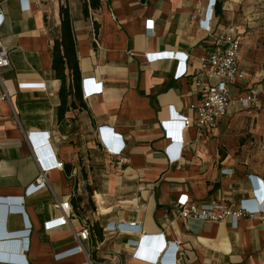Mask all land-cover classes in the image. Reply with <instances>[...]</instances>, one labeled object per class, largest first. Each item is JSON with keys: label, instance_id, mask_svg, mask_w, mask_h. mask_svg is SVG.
I'll return each mask as SVG.
<instances>
[{"label": "crops", "instance_id": "0c3cea01", "mask_svg": "<svg viewBox=\"0 0 264 264\" xmlns=\"http://www.w3.org/2000/svg\"><path fill=\"white\" fill-rule=\"evenodd\" d=\"M86 1L0 0V38L11 61L0 68V253L20 256L26 251L29 264H153L134 253L142 236L163 233L181 246L182 264H264V214L242 218L235 227L229 220H185L175 210L182 193L198 202L238 203L253 195L250 175L264 179V117L258 118L259 146L238 154L229 145L226 129L238 123L237 111L248 109L239 102L217 129L199 135L191 126L180 133L177 124L182 144L174 143L163 125L172 119L173 108L192 116L189 105L199 103L202 95L193 90V66L188 75L175 79L177 61L149 62L145 54L211 52L213 38L202 21L212 0H100L99 7L89 5L87 11ZM246 3L217 0L215 27L235 24L245 40L246 30L236 21L237 9ZM62 4L72 16L82 80L94 77L103 89L87 99L82 92L84 105L76 100L59 118L61 80L53 74L52 47L61 33ZM253 8L241 16L249 25L260 14ZM93 25L100 48L93 41ZM242 52L240 63L248 79ZM21 82H45L46 89L20 88ZM240 90L235 93L247 94ZM101 126L122 136L123 163L103 146ZM32 133L47 137L34 141ZM50 152L64 165L48 172L49 187L11 202L35 182ZM67 200L69 224L46 230L45 222L62 215L57 202ZM130 221L140 223L141 231L105 229ZM29 227L26 238L10 235ZM84 227L90 231L84 242L87 253H64L79 244L75 232ZM57 253H63L62 259Z\"/></svg>", "mask_w": 264, "mask_h": 264}, {"label": "built area", "instance_id": "2783aa9c", "mask_svg": "<svg viewBox=\"0 0 264 264\" xmlns=\"http://www.w3.org/2000/svg\"><path fill=\"white\" fill-rule=\"evenodd\" d=\"M217 0H212L210 7L208 6L206 17L203 19L204 29L209 32L213 38L214 48L211 52L204 55L191 56L188 53L176 50H162L156 52H147L145 54L149 62L159 60H174L177 61V68L175 72V79H180L188 75V69L193 66L192 85L193 90L201 93L202 98L199 103H191L189 109L192 111V116H185L179 114L172 109V119L163 121L164 127L167 129L168 135L172 137L174 143H183L181 138V131L183 128L195 126L198 134H202L204 130H214L220 125V122L231 113L233 103L239 102L243 107H248L252 102L256 101V94L254 90H250L247 94L235 93L236 89L244 87V82L247 79V74L241 67L240 55L244 45V35L239 31L235 24H230L224 28H217L213 21L218 17L216 12ZM30 5L28 3L27 8ZM4 22V15L0 13V26ZM152 20H149V27L153 30ZM152 24V25H151ZM93 41L97 47H101V41L95 31L93 25ZM0 68L9 66L11 61L9 58V51L3 47L2 39L0 38ZM193 62V63H192ZM194 62L197 64L194 65ZM0 82L2 79L0 77ZM20 88H43L46 89L45 82H21ZM103 82L97 81L96 78H85L82 81L83 98L99 94L102 92ZM2 98H5L3 95ZM180 124L178 132L174 127ZM32 139L37 141L45 140L47 135L45 133H32ZM99 137L103 146L111 156H117L118 162L123 163L125 157L123 153L126 145L120 134L115 133L113 128L99 127ZM181 140V141H180ZM180 141V142H179ZM170 160H175L171 156ZM62 161H57L53 158L50 152L48 159L42 160V167L39 176L35 182L27 186L25 194L21 198L11 199V202H21L27 197L49 187L48 172L54 167H63ZM227 169H223L226 172ZM252 185V196L242 198L238 203H233L225 200H209L198 202L191 198L188 193H182L175 202V210L181 218L185 220H197L210 223H221L231 221L232 225L237 227L239 221L245 217H255L264 214V179L256 175L249 176ZM57 208H60L62 215L53 217L45 222V229L51 230L66 224H69L71 217L70 201L57 202ZM13 211L21 210L20 207L11 208ZM112 231H123L128 233H135L141 231L142 226L137 221L118 222L114 225L107 226L105 229ZM138 228L137 231L134 229ZM31 227L24 228L11 236L28 237L31 233ZM75 236L79 244L70 248L64 253L74 255L77 253H87L84 247V242L90 239V231L87 227L75 232ZM142 238V246L136 248L134 257L153 263L157 262L158 257L164 251L171 250V258H165L163 264H182L183 252L181 246L177 242L166 240L163 233L144 235ZM23 248L28 249L27 246ZM25 252L19 255H6L0 253V262L8 264H29L25 256ZM63 253H57L56 258L62 259ZM22 255V256H21ZM24 255V256H23ZM90 264H96L90 261Z\"/></svg>", "mask_w": 264, "mask_h": 264}, {"label": "rangeland", "instance_id": "374dc122", "mask_svg": "<svg viewBox=\"0 0 264 264\" xmlns=\"http://www.w3.org/2000/svg\"><path fill=\"white\" fill-rule=\"evenodd\" d=\"M254 1L256 0H247L245 6L237 9L239 19L236 23L241 25V29L246 30L242 60L249 72L246 88H241L240 92L254 90L256 94V101L252 102L247 107L248 109H240L235 113L239 117L238 123L232 124L230 129H226L230 138L229 145L235 150H239L238 154L242 153L244 148L250 150L260 145L256 141L258 118L264 117V0L260 3ZM253 7H258L256 12L260 14L254 18L256 23L249 25L242 17L245 12L255 11ZM250 84L251 89L247 88ZM222 147L227 148L225 145Z\"/></svg>", "mask_w": 264, "mask_h": 264}, {"label": "trees", "instance_id": "16d2710c", "mask_svg": "<svg viewBox=\"0 0 264 264\" xmlns=\"http://www.w3.org/2000/svg\"><path fill=\"white\" fill-rule=\"evenodd\" d=\"M146 1V0H142ZM97 8L100 6V0H89L85 3V10L88 6ZM61 33L55 39L52 47V70L54 76L61 80L59 91L61 104L58 108L59 118L64 115L66 110L71 106H76V100H82V74L77 52V41L73 27V20L69 6L61 5ZM69 99L71 102L69 103ZM68 103L70 105H68Z\"/></svg>", "mask_w": 264, "mask_h": 264}, {"label": "clouds", "instance_id": "9594fccd", "mask_svg": "<svg viewBox=\"0 0 264 264\" xmlns=\"http://www.w3.org/2000/svg\"><path fill=\"white\" fill-rule=\"evenodd\" d=\"M166 256H167V251H164L163 254H160V255H159L158 260H157L156 263L159 262L160 264H163V262H164Z\"/></svg>", "mask_w": 264, "mask_h": 264}, {"label": "water", "instance_id": "95a60500", "mask_svg": "<svg viewBox=\"0 0 264 264\" xmlns=\"http://www.w3.org/2000/svg\"><path fill=\"white\" fill-rule=\"evenodd\" d=\"M39 142V141H38ZM41 148H42V146H41Z\"/></svg>", "mask_w": 264, "mask_h": 264}]
</instances>
